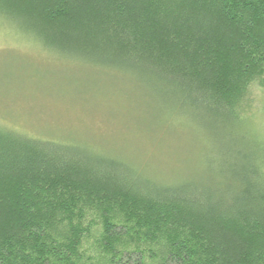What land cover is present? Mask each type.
I'll use <instances>...</instances> for the list:
<instances>
[{
	"label": "trees",
	"instance_id": "trees-1",
	"mask_svg": "<svg viewBox=\"0 0 264 264\" xmlns=\"http://www.w3.org/2000/svg\"><path fill=\"white\" fill-rule=\"evenodd\" d=\"M65 59L133 78L206 137L200 172L151 174L0 124V264H264V0H0Z\"/></svg>",
	"mask_w": 264,
	"mask_h": 264
},
{
	"label": "rangeland",
	"instance_id": "rangeland-1",
	"mask_svg": "<svg viewBox=\"0 0 264 264\" xmlns=\"http://www.w3.org/2000/svg\"><path fill=\"white\" fill-rule=\"evenodd\" d=\"M251 101L247 125L264 145V83ZM168 114L131 76L56 56L0 20V124L87 144L151 174L200 172L205 135Z\"/></svg>",
	"mask_w": 264,
	"mask_h": 264
}]
</instances>
